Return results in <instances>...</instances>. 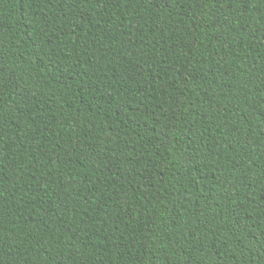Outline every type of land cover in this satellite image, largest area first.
I'll use <instances>...</instances> for the list:
<instances>
[{
  "label": "trees",
  "instance_id": "1",
  "mask_svg": "<svg viewBox=\"0 0 264 264\" xmlns=\"http://www.w3.org/2000/svg\"><path fill=\"white\" fill-rule=\"evenodd\" d=\"M0 264H264V0H0Z\"/></svg>",
  "mask_w": 264,
  "mask_h": 264
}]
</instances>
